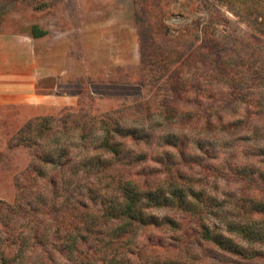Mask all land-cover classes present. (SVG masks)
I'll return each mask as SVG.
<instances>
[{
	"label": "trees",
	"instance_id": "trees-1",
	"mask_svg": "<svg viewBox=\"0 0 264 264\" xmlns=\"http://www.w3.org/2000/svg\"><path fill=\"white\" fill-rule=\"evenodd\" d=\"M215 1L237 14L241 11V18L263 17L260 24L264 25V0ZM169 2L155 0L150 5L156 31L165 39L164 6ZM34 29L33 37L45 34H36ZM186 34L173 36V46L157 53L155 65L143 73L145 89H151L156 81L162 85V91L144 107L99 116L37 117L9 139L10 147H24L43 162L55 164L53 158L60 148L42 145L51 140L55 120L62 128L60 134L72 129L79 134L98 132L97 150L109 155L110 161L88 157L76 163L73 172L86 176L77 185L87 187L88 193L94 182L101 181L114 184L115 191L99 200L97 212H81L75 206L60 207L57 200L51 203L42 195L31 198L28 184H22L14 203L0 200V264H129L123 255L141 228L164 226L177 232L186 230L187 222L195 226L201 240L235 256L264 262V168L240 164L235 157L216 159L240 132L253 142L255 155L264 158V41L244 36L252 48L246 57L236 56L239 41L234 37L237 54H220L218 44L208 40L205 48L185 55L182 37ZM231 101L240 109V118L224 123L218 113ZM154 122L159 127L177 124L182 129L175 127L178 132L157 137L151 130ZM197 128H205L207 135L192 137V129ZM127 140L158 141L170 149L163 150L160 159L164 180L153 182L129 174L137 160L132 162L130 150L124 152ZM183 168L190 172L196 169L200 177L206 171L217 173L240 182L246 192L238 199L219 200L195 188L196 183ZM154 210H164L166 215L159 220Z\"/></svg>",
	"mask_w": 264,
	"mask_h": 264
},
{
	"label": "rangeland",
	"instance_id": "rangeland-1",
	"mask_svg": "<svg viewBox=\"0 0 264 264\" xmlns=\"http://www.w3.org/2000/svg\"><path fill=\"white\" fill-rule=\"evenodd\" d=\"M154 2L0 0V70L6 64L1 55L7 52L11 55L16 78L19 81L32 79L35 95L43 96L41 102L34 97L35 107L42 108L41 114L29 120L45 116L57 119L77 113L99 116L144 107L162 91V85L161 81H156L151 89H145L143 73L155 65L157 53L173 46L170 39L180 33H187L182 37L185 55L205 48L208 40L218 44L220 54H237L232 43L234 37L240 43L237 42L239 52L236 56L246 57L252 48L250 50L245 43L244 36L264 41V25L260 24L263 17L252 20V17L242 15L241 18L238 15L241 11L237 14L236 10L215 0H170L164 6L166 15L163 19L168 27V37L160 38L152 20L155 12L150 9ZM261 12L264 16V9ZM33 28H36V34H45L33 37ZM230 103L221 107L218 113L224 123L240 118V109L232 101ZM29 120L16 131H7L12 127L6 126L5 120L0 118V200L14 203L21 185L28 184L31 198L42 195L51 203L57 200L60 207L67 205L66 209L75 206L81 212H97L101 208L99 200L112 196L114 184L94 182L88 193L87 187L81 183L79 187L77 185L86 176L76 175L73 166L88 157L100 162L110 161L109 155H102L97 150L98 132L79 134L72 129L60 134L62 128L55 120L51 140L42 143L60 148L53 158L55 164H49L24 147L8 145L9 139ZM158 125L151 124L157 137L182 129L177 124ZM192 132L194 134L189 132L192 137L207 135L205 128L192 129ZM245 138L242 132L237 134L231 140V146L225 153L220 151L222 154L216 159L235 157L240 164L264 168V158L255 155L257 150H253V142ZM124 148V152L131 151L132 162L137 160L129 174L153 182L165 179L160 159L164 156L163 150L170 149L162 142L132 143L127 140ZM61 153L65 154L62 156ZM183 171L191 175L195 188L219 200L238 199L246 192L240 182L222 178L217 173L206 171L200 177L196 169L190 172L183 168ZM154 212L159 220L166 215L164 210ZM191 224L187 222V229L177 232L164 226L141 228L133 246L125 249V261L129 264H264L262 260L235 256L201 240ZM154 244H158V248Z\"/></svg>",
	"mask_w": 264,
	"mask_h": 264
},
{
	"label": "crops",
	"instance_id": "crops-1",
	"mask_svg": "<svg viewBox=\"0 0 264 264\" xmlns=\"http://www.w3.org/2000/svg\"><path fill=\"white\" fill-rule=\"evenodd\" d=\"M5 61L1 68L0 80V118L5 120V125L12 127L7 131H16L19 125L24 124L29 118L41 114V106L35 107L34 97L37 102L43 101V96L35 95V82L30 79L16 78V70L12 68V58L7 52L1 55ZM2 123V122H1Z\"/></svg>",
	"mask_w": 264,
	"mask_h": 264
}]
</instances>
